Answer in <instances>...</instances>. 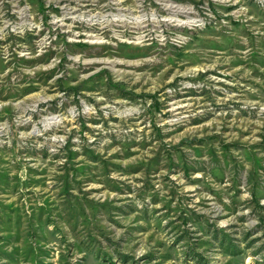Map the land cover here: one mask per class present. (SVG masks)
I'll use <instances>...</instances> for the list:
<instances>
[{
	"label": "rangeland",
	"instance_id": "1",
	"mask_svg": "<svg viewBox=\"0 0 264 264\" xmlns=\"http://www.w3.org/2000/svg\"><path fill=\"white\" fill-rule=\"evenodd\" d=\"M0 264H264V0H0Z\"/></svg>",
	"mask_w": 264,
	"mask_h": 264
}]
</instances>
